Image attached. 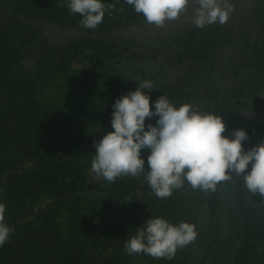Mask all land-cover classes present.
<instances>
[{
  "label": "trees",
  "instance_id": "1",
  "mask_svg": "<svg viewBox=\"0 0 264 264\" xmlns=\"http://www.w3.org/2000/svg\"><path fill=\"white\" fill-rule=\"evenodd\" d=\"M192 1L158 27L126 0H102L103 22L89 29L68 0H0V203L15 229L0 264H264V197L243 175L214 191L185 179L161 199L145 148L139 176H92L94 144L114 131L112 105L145 80L153 110L166 95L221 116L230 139L245 130L244 151L264 139V0H225L227 23L203 28ZM59 78L97 101L95 124L106 129L91 146L46 98ZM150 217L194 224L197 237L171 260L128 255L126 240Z\"/></svg>",
  "mask_w": 264,
  "mask_h": 264
},
{
  "label": "clouds",
  "instance_id": "2",
  "mask_svg": "<svg viewBox=\"0 0 264 264\" xmlns=\"http://www.w3.org/2000/svg\"><path fill=\"white\" fill-rule=\"evenodd\" d=\"M194 20L198 28L219 22L227 23L233 8L221 6L219 0H197ZM142 13L149 24L164 26L166 20L178 19L187 9L189 0H126ZM71 13L80 14L83 27L95 29L103 22L106 4L102 0H68ZM115 7V5H109ZM153 90L145 80L112 105V128L94 144L95 156L92 171L108 182L121 176H139L145 169L141 158L142 149H150L147 157V182L154 194L161 199L171 196L173 189L183 186L186 179L190 185L202 190H215L216 185L235 175H243L247 189L264 197V143L244 151L242 142L248 138L243 129H236L232 139L222 135L226 126L221 116L203 114L192 105L178 108L166 95L150 106ZM158 117L155 124L146 118ZM251 163V171L246 173ZM14 228L5 223V205L0 203V247L9 241ZM197 237L195 225L181 222L174 225L159 217L149 218L136 235L125 242L128 255L144 253L153 258L171 260L178 248H183Z\"/></svg>",
  "mask_w": 264,
  "mask_h": 264
},
{
  "label": "rangeland",
  "instance_id": "3",
  "mask_svg": "<svg viewBox=\"0 0 264 264\" xmlns=\"http://www.w3.org/2000/svg\"><path fill=\"white\" fill-rule=\"evenodd\" d=\"M219 2L221 6L230 3L225 0H219ZM191 5L194 7L199 6L197 0L192 1ZM229 5L232 6L233 4L230 3ZM80 68L81 66L77 65L74 69ZM46 98L56 108L62 119L71 125L70 127L75 133L87 136L90 141L89 146L93 145L106 129V125L95 124V114L99 109L96 99L85 92L77 90L66 79H57L47 90ZM261 143H264V139L261 140ZM251 167L250 163L249 168L251 169ZM92 176L97 178L98 181L102 180V176H97L95 173Z\"/></svg>",
  "mask_w": 264,
  "mask_h": 264
}]
</instances>
